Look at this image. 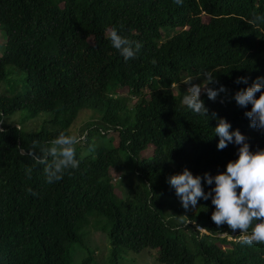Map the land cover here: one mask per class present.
Listing matches in <instances>:
<instances>
[{"label":"trees","instance_id":"obj_1","mask_svg":"<svg viewBox=\"0 0 264 264\" xmlns=\"http://www.w3.org/2000/svg\"><path fill=\"white\" fill-rule=\"evenodd\" d=\"M254 16H264V0H0V81L23 75L20 90L0 95V264H72L98 217L114 258L148 248L163 264H264L261 245L198 232L196 224L210 233L228 228L212 222L211 199L185 210L168 183L185 168L214 176L238 158L239 145L218 150V118L244 134L252 151L264 150V129L245 115L251 105L234 99L264 77V22L253 24ZM112 28L142 43L135 59L112 47ZM198 74L225 88L214 101L202 92L208 116L183 104L184 88L172 91ZM85 109L99 118L78 127L86 137L77 146L80 166L49 185L31 158L33 145L70 133ZM14 112L22 121L42 115L41 126L25 132L4 123ZM127 180L131 187L119 197L115 183L123 188ZM202 183L205 193L214 186Z\"/></svg>","mask_w":264,"mask_h":264},{"label":"clouds","instance_id":"obj_2","mask_svg":"<svg viewBox=\"0 0 264 264\" xmlns=\"http://www.w3.org/2000/svg\"><path fill=\"white\" fill-rule=\"evenodd\" d=\"M173 3L182 6L183 0H173ZM251 22L253 24L264 22V16H254ZM109 39L112 47L125 61L135 59L142 48L141 42L121 36L116 28L110 30ZM151 63L155 65L157 61L153 59ZM204 75L207 83L192 84V80L186 82L190 86L184 89L186 92L183 104L198 115L208 116V109L201 99L202 92L214 101L220 92L225 91V88L222 85L218 89L208 87L209 84L218 83V81L208 74ZM247 82V77H238L236 80L238 84H247ZM234 99L240 107L246 108L251 105V109L245 112L251 121L250 126L264 129V77H257L251 86L236 92ZM2 123L0 121V124ZM231 129L232 125L226 119L218 118L214 129L215 135L219 137L218 150L225 149L229 144L240 146L238 158L229 161L225 171L214 176L205 173L201 177L193 175L185 168L181 173L170 176L168 183L175 189V194L185 210L190 207L196 208L201 199H211L214 206L211 214L212 222L217 228L224 225L228 228L210 233L203 226L196 224L198 232L225 239L227 242H239L247 246L261 245L264 248V150L252 151L246 142V136L238 129L234 131ZM2 131L4 129L0 128V132ZM85 140L84 135L62 131L46 145H33V150L30 152L31 158L34 165L44 166L47 184L58 183L66 174L71 175L72 170L79 168L80 161L76 158L77 146ZM37 148L38 151H36ZM32 173V166L25 169L28 179H31ZM202 181L209 186L214 185L209 192L205 193ZM26 191L29 195H38L31 187Z\"/></svg>","mask_w":264,"mask_h":264},{"label":"rangeland","instance_id":"obj_3","mask_svg":"<svg viewBox=\"0 0 264 264\" xmlns=\"http://www.w3.org/2000/svg\"><path fill=\"white\" fill-rule=\"evenodd\" d=\"M202 20L207 21L208 17L203 15ZM4 41V32L0 30V55L2 52ZM22 76L23 75L20 71H15L9 74L6 80L0 81V95L5 94L8 90H14L15 88L17 90H20L22 86ZM189 80H192V84L207 83V81H205L206 76L204 74H198L187 77L184 80L185 85L182 83L173 85L172 91L176 93L180 88H184L186 90V86H190L189 84H186V82ZM120 96L126 97L128 101L130 100V95L128 94V92H122ZM134 99L135 97L131 98V101H134ZM20 115L21 112H14L4 118V123L19 125L21 129L25 132L35 131L41 126L40 121L42 120V115L28 121H22L20 119ZM98 118L99 117L97 116V114L93 115L89 109L82 110L81 112H79L78 116L75 118L68 131L70 133H76L80 135L78 127L81 126L80 124L83 121H98ZM109 135H111L114 140L117 138V134L115 132H110ZM94 140L96 139L94 138ZM95 142L99 143L100 141L99 139H97ZM151 151V149H147L145 152H142V156H147L151 154ZM82 152H84V150H82ZM127 168L128 167L126 166L125 170H128ZM133 182H136V179H134ZM115 185L117 186L116 193L119 197L125 194V190L127 187H131L130 183H128V180L125 187L123 188H119L123 185V182L115 183ZM191 209L193 210L194 208ZM102 225L103 224L100 218L98 217L96 223H94L93 219V225H90L88 227L89 230L87 227L84 229L85 234L89 231L91 232L88 234V239L86 238L87 234L85 235L83 245L75 247L74 251L72 252V264H83V259L89 256L91 257L89 260L86 261V264H163L157 260V252L153 249L148 248H145L139 252H133L130 250H118L114 258L111 254V248L109 245L108 238L104 233L99 230L103 228Z\"/></svg>","mask_w":264,"mask_h":264}]
</instances>
